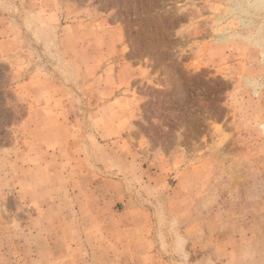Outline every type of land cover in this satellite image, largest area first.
Here are the masks:
<instances>
[{
    "label": "rangeland",
    "instance_id": "374dc122",
    "mask_svg": "<svg viewBox=\"0 0 264 264\" xmlns=\"http://www.w3.org/2000/svg\"><path fill=\"white\" fill-rule=\"evenodd\" d=\"M0 264H264V0H0Z\"/></svg>",
    "mask_w": 264,
    "mask_h": 264
}]
</instances>
